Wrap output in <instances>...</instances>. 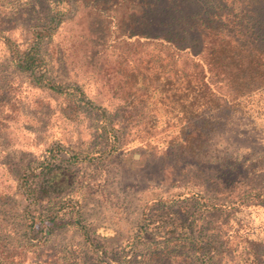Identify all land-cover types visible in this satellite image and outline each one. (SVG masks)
I'll return each instance as SVG.
<instances>
[{
  "label": "rangeland",
  "instance_id": "obj_1",
  "mask_svg": "<svg viewBox=\"0 0 264 264\" xmlns=\"http://www.w3.org/2000/svg\"><path fill=\"white\" fill-rule=\"evenodd\" d=\"M137 2L78 0L40 45L46 78L81 87L109 114L104 119L74 96L32 85L1 38L24 48L56 3L0 0V252L23 249L25 264H193L195 249L183 234L202 232L215 239V264H239L250 247L264 254V116L217 113L219 128L194 155L179 145L152 80L168 69L205 66L194 53L211 37L203 38L188 15L208 5L222 15L214 22L245 24L264 36V0H181L180 24H192L185 39L193 53L134 34L145 24ZM114 138L119 144L111 150ZM49 155L73 179L62 192H37L40 240L26 246L33 204L22 186L38 189V164ZM213 204L218 209L207 211ZM42 215L55 218L44 238Z\"/></svg>",
  "mask_w": 264,
  "mask_h": 264
},
{
  "label": "trees",
  "instance_id": "obj_2",
  "mask_svg": "<svg viewBox=\"0 0 264 264\" xmlns=\"http://www.w3.org/2000/svg\"><path fill=\"white\" fill-rule=\"evenodd\" d=\"M48 1L56 3V6L51 7L44 15L43 23L30 29L29 39L24 48L2 35L1 38L11 54V61L17 70L29 76L32 85L58 95L74 96L83 105L95 110L101 118L106 119L109 115L106 110L87 98L81 87L74 83H54L45 76L44 60L40 53L41 42L50 37L65 19L75 13L78 0ZM137 1L138 4L145 6V24L142 31L134 29V34L141 33L147 41L159 43L174 53L184 51L193 53L192 45L185 39V34L192 28V24L188 25L187 29L180 24L185 18L182 16L185 9L181 8V0ZM214 9L207 5L201 12L187 16L189 19L195 17L199 21L203 38L211 37L207 45L202 43L201 49L194 53L203 54L205 66L198 71L190 72H185L184 69L173 72L172 69H168L162 74L158 73L160 76L155 75L152 78L153 81L157 80L153 90L159 87L160 98L162 102L166 101L165 108H168L173 118L172 124L178 127L179 145L194 155L201 154L209 139V133L219 128L221 116L218 117L217 113H224V116L238 115L248 119L264 116V36L257 33L259 29L255 32L253 27L245 24H236L228 29L219 24L218 20L214 22L213 19L222 17L221 14L214 12ZM208 72L212 74L208 75ZM146 82L145 90H149L150 83L148 84V80ZM173 142L174 140L171 141ZM118 144V139L114 138L111 150L117 148ZM50 156L38 164V173L42 177L38 189L27 185V182L22 186V192L29 204H33L32 209L28 208L26 212L30 218L26 246L33 240H40L35 234L37 229L33 215L38 193L62 192L73 179L72 171L51 163ZM217 209L218 205L215 204L207 207L209 212ZM39 220L41 226L47 228L45 232L43 231L44 238L48 234L47 231H50V225L55 224V218L45 215ZM183 235L187 237L184 242H188L189 246L195 249L193 264H215L214 258L218 254V249L213 245L215 239L212 235L202 232ZM24 262L23 249L0 252V264H25ZM240 263L264 264V254L256 247L246 248L239 259Z\"/></svg>",
  "mask_w": 264,
  "mask_h": 264
}]
</instances>
